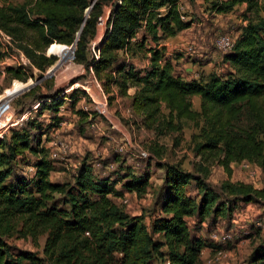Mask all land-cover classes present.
<instances>
[{
  "label": "trees",
  "instance_id": "obj_1",
  "mask_svg": "<svg viewBox=\"0 0 264 264\" xmlns=\"http://www.w3.org/2000/svg\"><path fill=\"white\" fill-rule=\"evenodd\" d=\"M92 1L23 0L13 4L0 0V29L12 36L30 67L40 71L56 59L54 55H46L48 47V52L59 53L64 50L60 44L75 43L74 62L90 68L99 78L105 70L111 78V74L117 76L113 81L120 87L121 95L130 98L133 110L142 111L150 121L156 117L166 119L172 130L177 129L181 119L190 120L199 129L198 155L217 157L228 171L232 163L250 162L264 175V18L247 16L260 7L259 0H201L216 13H227L243 4L246 20L233 48L223 54L228 69L210 73L206 80L183 78L172 59L165 57L166 47L161 41L175 37L194 22L181 19L180 0H95L91 5ZM105 7L109 8V15L105 31L94 46L98 51L95 56L89 46ZM141 49L149 55L148 65L138 69L131 59ZM5 71L21 78L25 67L9 66ZM133 86L136 90L129 95L127 90ZM194 95L199 97V110L192 108L190 97ZM38 97L44 101L39 114L44 109L53 112L50 122L44 124L36 117L28 119L23 126L11 127L0 139L2 219L28 214L35 222L49 225L44 252L59 264H112L113 251L121 253L118 264H151L154 258L163 257L169 264H200V253L206 243L190 232L187 218L220 216L230 207L215 202L204 178L194 176L178 164L161 165L163 182L148 224L142 215L126 214L111 197H121L123 191L144 193L148 172L138 176L132 171L124 172L115 180L122 183L118 190L111 174L94 177L92 166L85 161L80 163L75 176L77 193H71L70 188L66 190L69 212L60 216L53 206L46 210V202L52 193L63 191V184L50 179L53 160L43 142L48 131L57 128L62 119L57 112L65 103V95L52 90ZM242 115L248 122L245 127L236 124ZM29 167L32 172L24 171ZM191 181L198 192L202 190L197 201L186 189ZM227 186L245 204L264 198V178L263 187L258 189L243 183ZM114 224L121 225V236L113 232ZM85 232L90 237H82ZM157 235H161L162 241ZM79 243L83 244V251L78 248ZM162 246L166 252L161 250ZM21 261L42 264L41 258L31 251L13 253L0 237V264ZM250 264H264V235L250 256Z\"/></svg>",
  "mask_w": 264,
  "mask_h": 264
},
{
  "label": "rangeland",
  "instance_id": "obj_2",
  "mask_svg": "<svg viewBox=\"0 0 264 264\" xmlns=\"http://www.w3.org/2000/svg\"><path fill=\"white\" fill-rule=\"evenodd\" d=\"M8 1L20 4L23 0ZM180 3L186 19H193L194 22L190 28L175 37L161 41L166 47L165 57L172 59L175 70L186 79L206 80L210 73L225 72L228 65L223 61L224 53L214 46V39L218 34L228 33L235 40L246 23L242 14L245 5H236L227 13H216L209 10V5L201 0H180ZM259 4L257 10L248 13L250 19L264 18V0H259ZM107 16L108 7H105L99 21L101 26L97 28L98 36L89 46L90 53L105 30ZM60 45L64 50L59 53L48 52L49 47L46 49L47 56L56 57L46 70L30 67L29 62L23 66V77L15 78L7 74L5 69L20 66L15 59L19 49L15 43L13 46H4L0 42V98L8 97L9 109L14 118L30 111L28 119L36 117L44 124L48 123L53 112L44 109L39 114L44 101L38 96L52 90H60L62 96L65 95V103L57 112L62 119L57 128L48 131L47 139L43 142L53 160L54 169L50 173V179L63 184V191L52 193L51 199L46 202V210L49 211V207L53 206L54 212L60 216L62 212H69L66 190L70 188L71 193H77L75 176L80 163L85 161L92 166V176L111 174L112 182L124 172L132 171L138 176L147 171L149 180L144 193L123 191L121 197H111L126 214L142 215L148 224L153 214L157 191L163 182L164 168L161 165L178 164L194 176L204 178V182L212 189L215 202L230 207V210L220 216L211 214L204 219L187 218L190 232L206 243L200 253V264H250V256L260 245L264 235V198H255L253 202L245 204L238 201V195L227 184L243 183L250 184L255 189L261 188L264 178L261 169L253 163L241 161L230 164L229 173L218 163L217 157L198 155L196 147L201 140L198 136L199 129L192 121L181 119L178 124L174 121L177 129L172 130V127H167L166 119H146L142 111L132 109L128 96L121 95L120 87L113 81L117 76L111 74V78L106 75L110 74L106 73L108 70H105L99 78L90 68L74 62L75 43ZM190 46L192 49L187 51ZM146 56L149 55L141 49L131 61L139 69L148 65L145 63ZM135 90V86L129 87L127 93L132 95ZM190 100L192 108L199 110V97L194 95ZM100 101L105 110L100 108ZM35 104L37 107L33 108ZM163 112L167 113L166 109ZM246 120V116L242 115L236 124L245 127L248 124ZM24 171L29 173L32 169L29 167ZM121 184L115 182L114 188L120 190ZM186 189L196 201L202 194V190L198 192L194 181ZM258 221L263 225H257ZM41 223L32 220L28 214L4 219L0 215V237L13 253L16 250H28L41 258L42 264H59L44 252L50 227ZM111 228L121 236L120 224H114ZM82 237H90V234L85 232ZM156 238L162 241L161 235ZM63 244L64 242L60 247ZM78 248L82 250L83 244L79 243ZM218 249L223 250L220 257L216 255ZM58 250L57 247L54 257ZM161 250L166 252V247L162 246ZM111 254L114 258L112 264H118L121 253L113 251ZM164 261V257L154 258L151 264H167ZM20 264L27 262L21 261Z\"/></svg>",
  "mask_w": 264,
  "mask_h": 264
},
{
  "label": "built area",
  "instance_id": "obj_3",
  "mask_svg": "<svg viewBox=\"0 0 264 264\" xmlns=\"http://www.w3.org/2000/svg\"><path fill=\"white\" fill-rule=\"evenodd\" d=\"M179 11H180L181 19L185 20L186 16L183 12V6L181 5V3L179 4ZM108 12H109V10H108ZM102 35H101V37H102ZM96 36H97V32H96L94 39L96 38ZM94 39H93V41H94ZM0 42L2 44H4V46H6V45H12L13 46V44L15 43L12 36H10L9 34H7L6 32H4L1 29H0ZM234 42H235V40L228 33L227 34H218L214 39V46L218 50H220L221 52L226 53V52H229L233 48ZM92 49H93L92 52L94 53V55L97 56L98 51H95L94 46ZM190 49H192V47H190L189 50ZM17 53L18 54L16 55L15 59L18 61V65H20V66L27 65L29 63V60L25 56V54L21 50H18ZM8 100H9L8 97H5V96L3 98H0V139L3 138V136L7 133V131L11 127L23 124V122L28 119L29 113H30V111H25V112L21 113L20 115H18L17 118H14L13 114L11 113L12 110L9 109L10 105H9ZM35 107H37V104H35L33 106V108H35ZM100 112H102V111H100ZM257 225L262 226L263 224H262V222L258 221ZM216 255H217V257H220L221 255H223V250L218 249L216 251ZM167 264H169V263L167 262Z\"/></svg>",
  "mask_w": 264,
  "mask_h": 264
},
{
  "label": "bare ground",
  "instance_id": "obj_4",
  "mask_svg": "<svg viewBox=\"0 0 264 264\" xmlns=\"http://www.w3.org/2000/svg\"><path fill=\"white\" fill-rule=\"evenodd\" d=\"M99 21H101V20H99ZM100 24H101V22H100V23H99V22L97 23V26H98L97 28H99V26H101ZM102 31H103V30H102ZM101 34H102V33H101ZM97 36H98V33H97ZM95 39H96V38H95ZM102 104H103V102L100 101L99 105L101 106ZM103 105H104V104H103ZM103 105H102L100 108L103 109V110H105Z\"/></svg>",
  "mask_w": 264,
  "mask_h": 264
},
{
  "label": "crops",
  "instance_id": "obj_5",
  "mask_svg": "<svg viewBox=\"0 0 264 264\" xmlns=\"http://www.w3.org/2000/svg\"><path fill=\"white\" fill-rule=\"evenodd\" d=\"M183 31H185V30H183ZM182 32V31H181ZM191 47V46H190ZM189 47V48H190ZM186 50H187V48H185ZM187 51H189V49L187 50ZM166 53H168V52H166ZM148 59H145V63H148V61H147ZM44 145V144H43ZM46 147V146H45ZM47 148V147H46ZM30 169H32V168H30Z\"/></svg>",
  "mask_w": 264,
  "mask_h": 264
},
{
  "label": "water",
  "instance_id": "obj_6",
  "mask_svg": "<svg viewBox=\"0 0 264 264\" xmlns=\"http://www.w3.org/2000/svg\"><path fill=\"white\" fill-rule=\"evenodd\" d=\"M95 0H93L92 2H91V5L93 4V2H94ZM109 10V9H108ZM108 15H109V12H108ZM108 17V16H107Z\"/></svg>",
  "mask_w": 264,
  "mask_h": 264
}]
</instances>
